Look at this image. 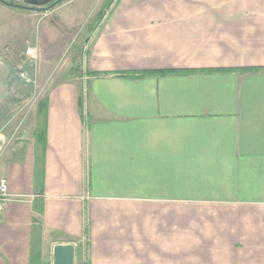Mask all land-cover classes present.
Returning <instances> with one entry per match:
<instances>
[{"label": "crops", "instance_id": "obj_1", "mask_svg": "<svg viewBox=\"0 0 264 264\" xmlns=\"http://www.w3.org/2000/svg\"><path fill=\"white\" fill-rule=\"evenodd\" d=\"M98 10L85 69L50 74L46 122L0 151V179L29 197L0 214V264L62 243L76 264H264V0Z\"/></svg>", "mask_w": 264, "mask_h": 264}, {"label": "rangeland", "instance_id": "obj_2", "mask_svg": "<svg viewBox=\"0 0 264 264\" xmlns=\"http://www.w3.org/2000/svg\"><path fill=\"white\" fill-rule=\"evenodd\" d=\"M7 1L19 6L32 7H45L52 2L51 0ZM112 1L65 0L47 12L16 9L0 3V151L7 153L31 134L33 124L44 122V109L41 107L44 93L49 83L54 80L53 77L48 78L51 77L50 74L57 71L58 76L72 57L75 59V68H78V71L85 69L84 41L98 20V9H108ZM79 8L83 14L76 16L81 19L87 14L84 22L77 21L68 29L64 27V22L60 19L62 12L68 9L71 13L77 12ZM57 31L62 33L61 47L57 45ZM30 50L32 54L28 53ZM75 68L73 71L76 70ZM4 161L0 157V174ZM225 211L230 216L231 214L237 217L247 215L245 209ZM212 213L215 211L212 210ZM237 247L240 248L237 252H244L243 246ZM84 250L82 258L87 260L86 249ZM226 250L222 249L221 252L229 251ZM210 251L214 252L215 249ZM227 255L223 256L222 260L228 261ZM51 262L48 249L43 264H51Z\"/></svg>", "mask_w": 264, "mask_h": 264}, {"label": "water", "instance_id": "obj_3", "mask_svg": "<svg viewBox=\"0 0 264 264\" xmlns=\"http://www.w3.org/2000/svg\"><path fill=\"white\" fill-rule=\"evenodd\" d=\"M65 0H57L49 7H32V6H19L14 3H10L7 0H0V3L16 9L32 10L36 12H47L62 3ZM112 1L111 5L113 4ZM77 248L72 243L56 244L52 248V264H76Z\"/></svg>", "mask_w": 264, "mask_h": 264}, {"label": "built area", "instance_id": "obj_4", "mask_svg": "<svg viewBox=\"0 0 264 264\" xmlns=\"http://www.w3.org/2000/svg\"><path fill=\"white\" fill-rule=\"evenodd\" d=\"M29 54H32V50L28 52ZM0 147H1V138H0ZM29 200L28 196L23 195H13L10 193L9 190V182L7 178H1L0 179V214L4 211L6 205L9 202H25Z\"/></svg>", "mask_w": 264, "mask_h": 264}, {"label": "trees", "instance_id": "obj_5", "mask_svg": "<svg viewBox=\"0 0 264 264\" xmlns=\"http://www.w3.org/2000/svg\"><path fill=\"white\" fill-rule=\"evenodd\" d=\"M263 69L261 68H255V69H249V70H245L246 72H259V71H262ZM131 74H127V73H121V74H118L119 77H123V78H127L129 77ZM42 109V107H41ZM44 122H46V118H44ZM44 136V131L42 133V129L39 128V130L36 132V135L35 137L38 139L41 140V137ZM36 264H42L40 263L39 261H36Z\"/></svg>", "mask_w": 264, "mask_h": 264}, {"label": "flooded vegetation", "instance_id": "obj_6", "mask_svg": "<svg viewBox=\"0 0 264 264\" xmlns=\"http://www.w3.org/2000/svg\"><path fill=\"white\" fill-rule=\"evenodd\" d=\"M52 2L48 3L45 7H49L51 4H53L54 2H56L57 0H51ZM28 11H32V10H28Z\"/></svg>", "mask_w": 264, "mask_h": 264}]
</instances>
